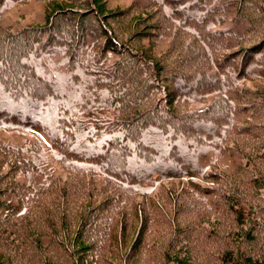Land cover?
<instances>
[{"label":"trees","instance_id":"trees-1","mask_svg":"<svg viewBox=\"0 0 264 264\" xmlns=\"http://www.w3.org/2000/svg\"><path fill=\"white\" fill-rule=\"evenodd\" d=\"M0 264H264V0H0Z\"/></svg>","mask_w":264,"mask_h":264}]
</instances>
